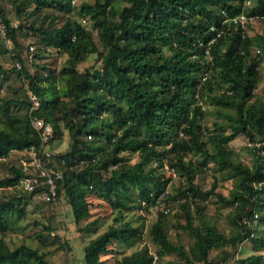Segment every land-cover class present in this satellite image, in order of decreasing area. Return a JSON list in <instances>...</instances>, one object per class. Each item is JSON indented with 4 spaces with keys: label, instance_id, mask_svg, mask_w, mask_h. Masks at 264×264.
Wrapping results in <instances>:
<instances>
[{
    "label": "trees",
    "instance_id": "obj_1",
    "mask_svg": "<svg viewBox=\"0 0 264 264\" xmlns=\"http://www.w3.org/2000/svg\"><path fill=\"white\" fill-rule=\"evenodd\" d=\"M251 1L245 9L246 0H5L0 264H50L47 253L24 240L11 246L26 227L27 205L39 196L7 191L27 174L22 151L31 148L48 168L63 171L57 200L66 199L81 232L107 221L84 246L86 264H232L246 241L251 253L235 264H264V31L250 35L256 21L243 27L225 23L222 14L244 11L264 22V0ZM3 53L17 73L7 83ZM94 54L99 66L80 69ZM46 125L47 145L69 136L67 149L50 158L41 155L48 150ZM240 138L248 141L245 156L232 144ZM14 151L15 158L22 154L20 165ZM210 170L213 183L204 188L197 179ZM173 173L182 182L167 193ZM226 182L233 184L228 195ZM213 203L227 209L229 229L208 213ZM33 225L54 230L52 223ZM122 241L132 252H120Z\"/></svg>",
    "mask_w": 264,
    "mask_h": 264
},
{
    "label": "rangeland",
    "instance_id": "obj_2",
    "mask_svg": "<svg viewBox=\"0 0 264 264\" xmlns=\"http://www.w3.org/2000/svg\"><path fill=\"white\" fill-rule=\"evenodd\" d=\"M91 3H94V0H87ZM122 5H125V3H121ZM9 7V5L7 6ZM74 15L77 19L80 21L86 19L84 15L80 13L79 10H76L74 12ZM87 20V27L91 28L89 25L88 18ZM253 27L249 29L250 35H255L256 33H262L264 31V22H254L252 23ZM259 47H255L254 54L258 53ZM1 51V47H0ZM3 61L5 62V68L10 69L8 73V80L9 82L12 79L15 78L16 72L12 70L13 61L11 59V56L3 53ZM100 62L97 60V55H91L87 62L83 64L80 69H82L83 66H89V65H95L98 67ZM262 71V82H261V92L264 93V62L261 66ZM0 87V97L5 94L4 89ZM205 108L208 112V121H206L207 125H211L212 122L215 119V115L213 114V106L210 102H206ZM69 143V136L66 135L63 139H56L54 143L51 145L50 143L46 147L49 152L56 153V152H62L65 151L68 147ZM236 147H239V150L241 149V153L243 156L244 154V148H246V145H248L247 139H236L232 143ZM244 151V152H243ZM14 152L11 154V158L14 161H17L19 165L21 164L22 156L24 157L23 160H28L29 155H22L21 153L18 155L16 154V158L13 155ZM22 155V156H20ZM172 173V171H170ZM2 174V173H0ZM213 175L214 170H210L207 174L201 175L198 177L197 182L200 183L204 188H210L213 183ZM182 182V178H180L178 175H174L173 173V181L169 184L167 187V193L174 192L179 187L180 183ZM233 184L231 182L225 183V188L223 189V192L228 195L229 191ZM3 189L0 190V195L3 193L1 192ZM8 191V190H7ZM216 202V199L213 200ZM175 204V203H173ZM166 204L162 203V208L164 209ZM103 209L100 207H97V211L100 213ZM106 211V210H105ZM176 209H174V212ZM27 212V218L22 221V225L26 226L25 229L20 230L17 234L13 235L12 239H14V242L11 246L19 245L24 240L27 244L31 245L32 247L38 248L41 250V252L47 253V259L50 262V264H86L85 260V254H84V246L90 241L91 238H94L99 232H102L103 226L105 227V224L107 221L106 219H103L100 224L102 226L98 228V226H94L92 230H84L83 232L80 231L81 225H78L75 221L74 215L72 213L71 207L67 204L66 199L57 200L54 205L47 204V202H44L39 196H36L33 198L29 204L26 207ZM227 209L223 208L219 204H212L208 208V213L210 215H215L218 217L219 223L222 227L229 229V225L226 219V213ZM102 213V212H101ZM104 213V212H103ZM144 214V213H142ZM222 214V215H220ZM220 217V218H219ZM152 218H154L153 215L148 216L146 219V226L148 227L151 223ZM34 220H39L44 223H52L54 230L51 232L44 231L41 227H35L33 225ZM110 221V220H108ZM105 224V225H104ZM98 229V230H97ZM101 229V230H100ZM100 230V231H99ZM37 233H42L41 240H38L36 238ZM148 243L151 245L152 251L157 250V246L153 245L149 240ZM251 244L250 242L246 241L244 242L239 252L236 255V258L234 261L232 260V264H235L237 259L242 258L243 256H247L251 253L250 250ZM119 248L120 252L122 254L130 253L132 252V248L127 245L124 241L119 242ZM216 254V252H213L212 255ZM174 255H169V259H173Z\"/></svg>",
    "mask_w": 264,
    "mask_h": 264
},
{
    "label": "built area",
    "instance_id": "obj_3",
    "mask_svg": "<svg viewBox=\"0 0 264 264\" xmlns=\"http://www.w3.org/2000/svg\"><path fill=\"white\" fill-rule=\"evenodd\" d=\"M5 0H0V8L4 7ZM253 7V3L251 0H246L245 2V9H249ZM3 13L0 12V33L5 38L7 33V26L3 19ZM222 14L227 17L225 20L226 22H234L235 24L242 25L243 27H246V25L250 22L257 21L259 19V15H247L244 11L239 13L238 15H235L233 17L228 16V13L226 10H222ZM15 26L19 25V20L14 21ZM212 31H216L217 35L220 36L222 34V30H218L217 28L213 27ZM216 40L215 37H213L209 45L212 44ZM7 45L10 46V42H7ZM200 45H204L203 42L200 43ZM33 50V47L30 48ZM206 54L208 57L211 58L210 51L207 50ZM17 67H20L19 63H16ZM31 99L34 101L35 105H38L37 98L34 95H31ZM33 125L36 128H41L44 126L43 120H33ZM52 132V127L50 125H46L45 132L43 133V144L42 147L44 148L47 142V135ZM45 143V145H44ZM22 152H24L26 155H29L28 160H23L22 166L24 171L27 172L26 175L22 176L19 182L16 185L7 187L8 191L17 193L18 196H21L23 193L31 194L34 192H38L39 197L44 202H55L57 200V180L63 178V171L61 170H55L48 168L44 162L42 156L40 157V153L36 151V149H25ZM44 155L47 158H50L52 153L48 150H42L41 155ZM5 158L0 157V160H4ZM174 172V170H171ZM166 193L164 192L161 197L164 198ZM163 209L161 207V210H163L165 213H169L171 211V208L169 206H164ZM149 211L151 213L156 212V208L151 206L149 208ZM257 217V215H256Z\"/></svg>",
    "mask_w": 264,
    "mask_h": 264
}]
</instances>
